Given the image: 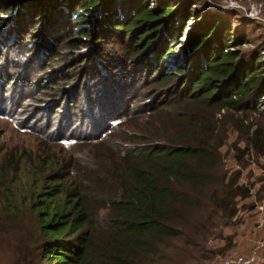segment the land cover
Here are the masks:
<instances>
[{
  "label": "trees",
  "instance_id": "1",
  "mask_svg": "<svg viewBox=\"0 0 264 264\" xmlns=\"http://www.w3.org/2000/svg\"><path fill=\"white\" fill-rule=\"evenodd\" d=\"M173 1L0 0V64L30 37L38 42L29 67L58 63L43 79L23 74V82L60 89L55 133L69 147L63 158L43 160L47 173L23 202L16 180L5 181L1 195L0 235L22 210L38 218L39 264H178L174 244L188 250L208 219L195 209L229 211L227 197L245 192L224 172L228 135L217 113L227 110L246 149L264 154V46L242 50L248 27H234L227 12H202L206 0ZM181 37L185 51L170 64ZM247 112L258 117L249 121ZM140 114L157 117L160 134L116 140ZM80 116L83 130L71 124Z\"/></svg>",
  "mask_w": 264,
  "mask_h": 264
},
{
  "label": "rangeland",
  "instance_id": "2",
  "mask_svg": "<svg viewBox=\"0 0 264 264\" xmlns=\"http://www.w3.org/2000/svg\"><path fill=\"white\" fill-rule=\"evenodd\" d=\"M174 1L172 5L175 4ZM213 1L216 4L212 0L200 1L197 8H201L202 12L207 9L227 12L234 27L241 28L246 25L250 41L241 46L242 50L264 46V0ZM193 22L187 20L188 25ZM35 42H38L35 37H30L21 44L14 42L4 52L9 58L0 64V72L4 70L16 74L14 80L7 81L0 75V225H3L1 195L4 182L9 180L15 183L16 180L18 200L23 202L31 192L33 184L42 181L43 174L47 173L41 168L43 160L63 158L65 149L69 147V144L60 143L61 134L55 133L59 129L63 114V108H56L53 103L60 99V89L57 95L56 86L32 88L23 82V74H27L33 81L43 79L58 64L56 62L54 68L48 69L38 68L45 64L29 67L28 57L34 53L30 49H33ZM186 43L187 37H181L180 43L173 44L174 52L170 56V64H176V59L185 51ZM261 53L264 55V50ZM143 94L141 100L148 95ZM227 112L222 109L217 113L218 119L225 118L228 135L226 143L220 147L224 172L228 181L235 180V186L245 192L230 199L227 197L229 211L206 208L205 205L195 209L196 214L204 213V218L207 215L208 219L200 225L198 230L201 231H194L193 243L188 250L181 241L174 244L183 253H178V264H218L228 256H250L255 250L264 264V245H261L264 241V154L259 156L253 149H246V142L238 138L240 132L234 120L224 116ZM247 113L249 121L258 117L256 113ZM137 116H140L139 119L136 116L131 117L136 120L132 124L137 127L123 125L114 137L116 140L131 132L151 136L160 134L157 117L142 114ZM233 116L241 118L243 114L233 113ZM71 124L74 128L85 129V121L81 116L75 118ZM238 148L244 153L241 158L238 157ZM21 208L25 209L24 204ZM6 224L10 229L0 235V264H39L43 236L38 218L28 210H22L18 220H8L5 221Z\"/></svg>",
  "mask_w": 264,
  "mask_h": 264
},
{
  "label": "built area",
  "instance_id": "3",
  "mask_svg": "<svg viewBox=\"0 0 264 264\" xmlns=\"http://www.w3.org/2000/svg\"><path fill=\"white\" fill-rule=\"evenodd\" d=\"M261 243H262L261 245H264V241H262ZM218 264H263V261L261 260L260 255L255 250V252L250 256H246V255L228 256L223 260H221V262H219Z\"/></svg>",
  "mask_w": 264,
  "mask_h": 264
}]
</instances>
